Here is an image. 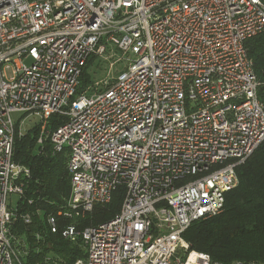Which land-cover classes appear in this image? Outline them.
<instances>
[{"label": "built area", "instance_id": "1", "mask_svg": "<svg viewBox=\"0 0 264 264\" xmlns=\"http://www.w3.org/2000/svg\"><path fill=\"white\" fill-rule=\"evenodd\" d=\"M262 33L264 0H0V264H24L12 228L32 222L19 211L30 170L14 161L13 113L39 119L38 144L68 152L61 216L85 217L125 188L112 219L62 230L85 245L75 264H264L213 261L184 238L224 210L264 141L246 46ZM133 48L116 76L79 91L90 58L113 66ZM48 224L58 231L55 215Z\"/></svg>", "mask_w": 264, "mask_h": 264}, {"label": "trees", "instance_id": "2", "mask_svg": "<svg viewBox=\"0 0 264 264\" xmlns=\"http://www.w3.org/2000/svg\"><path fill=\"white\" fill-rule=\"evenodd\" d=\"M246 46L261 82L259 97L264 104V33L249 39ZM96 59L95 56L89 59L80 78L79 91L90 84L87 70ZM60 123L58 116L51 118L53 128ZM38 128L37 125L15 136L14 161L30 170L19 211L31 214L32 222L27 224L18 219L12 232L28 246L24 264H75L86 257L85 245L81 236L72 241L63 237L62 230L75 224L81 231L112 219L121 210L125 188L120 186L110 203L96 205L85 217L61 216L60 211L67 207L71 193L68 152L55 153L49 141L46 145L37 144ZM49 215L57 217V232L49 227ZM184 238L192 249L208 253L213 261L264 263V141L239 167L238 184L226 194L224 210L209 219L193 222Z\"/></svg>", "mask_w": 264, "mask_h": 264}, {"label": "rangeland", "instance_id": "3", "mask_svg": "<svg viewBox=\"0 0 264 264\" xmlns=\"http://www.w3.org/2000/svg\"><path fill=\"white\" fill-rule=\"evenodd\" d=\"M126 57L129 59H135L137 57V49L133 48L129 55L125 56V60L122 62L116 63L113 66H111L110 61L112 59L108 58H97L93 64H91L87 70V73L90 77V84H93L95 82H98L105 77L109 76H116L121 70H123L127 65ZM8 75L11 76V71H8ZM13 119L14 121L19 124L21 123V130L22 133L27 132L30 129H33L35 126L38 125L39 119L35 118L33 116H26L22 113H13ZM39 126V125H38ZM39 129V128H38ZM19 134V133H18ZM38 136L40 135V130L38 131ZM39 143L38 137H37V144ZM48 142H44L46 145ZM49 144V143H48ZM19 201V195L16 193L9 194L8 197V203L15 207L17 202Z\"/></svg>", "mask_w": 264, "mask_h": 264}]
</instances>
